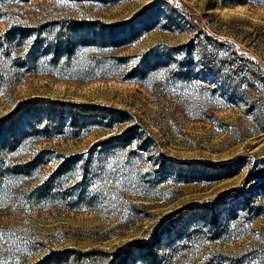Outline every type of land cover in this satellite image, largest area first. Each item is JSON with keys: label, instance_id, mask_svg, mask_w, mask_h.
Wrapping results in <instances>:
<instances>
[{"label": "rangeland", "instance_id": "rangeland-1", "mask_svg": "<svg viewBox=\"0 0 264 264\" xmlns=\"http://www.w3.org/2000/svg\"><path fill=\"white\" fill-rule=\"evenodd\" d=\"M146 9L152 29L116 50L54 62L0 45V120L42 102L36 128L22 115L24 133L0 146V264H146L127 248L138 241L155 264H264V191L249 181L264 159V5L0 0V34ZM201 30L223 43L218 72Z\"/></svg>", "mask_w": 264, "mask_h": 264}, {"label": "trees", "instance_id": "trees-1", "mask_svg": "<svg viewBox=\"0 0 264 264\" xmlns=\"http://www.w3.org/2000/svg\"><path fill=\"white\" fill-rule=\"evenodd\" d=\"M231 1L236 4L244 5H264V0ZM186 17L193 18L190 14H186ZM154 21L155 14L152 13L151 9H146L132 17L130 20L116 24H108L101 20L64 18L45 22L33 27L13 26L8 28L0 34V45L5 51H9L20 45L26 46L28 43L30 44L29 50L31 51H28L27 54L38 52L44 56L50 55L54 62L62 58L70 60L79 52L94 53L102 50H116L125 47L134 42L141 33L152 29ZM197 35V38H199V47L202 49L201 54L206 61L205 66L213 72H218V68L213 65L218 63L223 67L227 60L221 52L223 49L220 46L223 43H221V41H218V43L213 42L211 39L212 37L204 34L202 30L199 31ZM194 47L193 43H191L188 48L189 54L193 52ZM177 49L164 52L163 62H165L167 58L172 57L173 52ZM117 60L120 62L122 58L120 60L117 58L116 61ZM147 70L148 67H145L143 69L141 68L139 72L141 75H144ZM129 75H132V73L127 76ZM126 79L132 80V78ZM39 103L42 102L31 101L23 104L16 112L0 120L1 147H5L6 144L11 141L10 137H18L24 133L25 129L21 127L22 122H20L22 115L30 117V124H28L29 127H32L33 129L36 128L32 119L35 112L40 109L38 106ZM85 108L86 107H84V109ZM122 115L125 117L121 118V120H128L129 115L126 112ZM133 129L134 128H131L128 132ZM46 130L49 131V127L46 128ZM128 132H125L123 136H127L129 134ZM252 168L260 169L256 172L251 170L249 181H258L256 186H252L253 189L264 191V159L255 160ZM167 219L171 220L172 218L168 217ZM174 226L175 225H172L170 230H174ZM161 238H163V234L158 236L157 241L159 242ZM127 248L139 250L142 253V263L155 264L158 259L155 250H151L153 247L150 241H138L134 244H129ZM72 252L77 253L76 251ZM118 264L125 263L119 262Z\"/></svg>", "mask_w": 264, "mask_h": 264}]
</instances>
